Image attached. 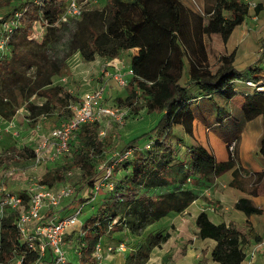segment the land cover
Wrapping results in <instances>:
<instances>
[{"label":"trees","instance_id":"obj_1","mask_svg":"<svg viewBox=\"0 0 264 264\" xmlns=\"http://www.w3.org/2000/svg\"><path fill=\"white\" fill-rule=\"evenodd\" d=\"M64 10L65 5H57L54 0H45L43 5L34 0H19L17 5L14 0H0V15L4 18L23 12L20 25L10 35V52L0 55V117L4 120H12L21 108L27 110L33 126L54 127L71 117L68 107L78 98L65 85L55 83V77L67 76L68 68L63 60L50 54V44L58 32V14ZM248 16V6L242 0H216L208 18L200 19L196 32L190 25V12L180 0H106L101 9L88 10L77 21L69 48L79 51L88 62L94 61L96 56L115 59L126 51L139 49L138 55L131 58L133 75L128 88L133 96H142L148 113L161 115L154 127L132 138L120 152L133 149L132 156L118 164H124L127 174L114 182L116 195L103 205L101 215L118 217L140 234L155 222L184 212L199 198L186 183L196 182L204 167L210 166L215 177L232 172L231 185H234L239 174L236 152L230 160L219 162L205 147L194 144L187 147L185 158H180L171 138L176 118L200 95L212 98L221 94L228 99L235 96L234 85L243 80L246 70L224 65L213 73L209 69L203 36L216 33L227 41ZM36 21L46 27L42 44L30 39ZM187 56L190 77L183 84ZM34 97L44 101L32 102ZM243 110L247 120L264 115V101L257 104L255 97H248ZM53 116L59 121H54L52 126ZM101 131L102 126L97 122L83 124L71 143V155L50 165L42 176V183L49 187L65 183L70 180L68 172L79 168L82 188L92 189L99 174L98 167L114 161L107 155L111 138L100 136ZM143 139H147L145 145L151 143L150 149L138 145ZM260 153L264 157V138ZM34 158L31 147L19 148L14 144L3 148L0 172L7 167L19 168ZM118 165L113 176L119 171ZM257 175L263 176V173ZM236 208L247 216L264 212L247 198H240ZM15 217V212L9 208L0 220V264H17L18 259H21L20 264H33L38 254L28 251L20 242ZM90 221L85 224L79 240L78 262L68 264H98L93 253L108 221L102 220L99 224ZM196 226L201 240L216 242L209 255L203 251L199 264L211 261L242 264L244 244L251 238L262 239L251 226L235 221L215 224L206 212L198 215ZM170 237L169 233L151 236L145 245L126 253V264H147L153 247L167 242Z\"/></svg>","mask_w":264,"mask_h":264},{"label":"rangeland","instance_id":"obj_2","mask_svg":"<svg viewBox=\"0 0 264 264\" xmlns=\"http://www.w3.org/2000/svg\"><path fill=\"white\" fill-rule=\"evenodd\" d=\"M19 0H14V5L18 4ZM190 12V25L198 32V23L201 20L205 21L210 15L216 0H180ZM106 0H90L85 9H101L105 5ZM260 7V8H259ZM255 10H251L247 20L240 25L234 34L225 41L220 34H210L203 36V42L208 56V62L214 67L224 65H232L237 69L245 67H258L264 69V3L259 4ZM259 8V9H258ZM85 11V13H86ZM0 13H2L0 11ZM78 19H69L68 21H60L57 25L58 32L54 38V42L50 44V54L64 61L68 68L67 78L69 79V87L77 95L83 96L85 93L92 91L103 85L106 77H103V69L109 68L111 71L119 68L122 73H125L127 62H129L128 54L123 59L119 57L117 60L96 56L94 61H86L79 51H73L69 48L71 34L75 30ZM46 33V29H45ZM45 36V34H44ZM186 62L189 57L187 56ZM110 63V65H108ZM72 78V80H70ZM61 78L55 77L56 83L60 82ZM185 77L182 82H184ZM105 87V105L109 107H119L124 113L125 118L122 123L106 120L102 127L105 131L104 136H110L111 144L108 151V157L116 153V156L122 151L125 144L132 138L139 136L149 131L159 121L160 115L150 114L144 107V101L139 94L133 96L131 90L126 87L119 86L114 80L107 79L104 83ZM42 98L34 97L32 102L40 103ZM20 115V114H19ZM27 115H29L27 113ZM52 126L54 121H59L56 116H53ZM7 121L0 119L1 128L7 127ZM44 127V134L54 127ZM14 127L19 129L17 136H13L8 131H3L0 135V151L3 148L11 145L17 147H32L37 146L38 140H35L32 129L36 126L31 125L28 117L20 115L14 122ZM193 139L188 137V145L193 144ZM147 139H143L138 144L144 148ZM174 143V142H173ZM237 146V145H236ZM187 148V147H186ZM180 158H185L186 151L178 150ZM45 160L33 172H29L31 176L40 178L47 166L51 164ZM33 161L20 166L21 169H31ZM119 171L113 176V181L118 182L127 172L124 170V164H120ZM206 171V170H205ZM239 174L234 180V185H231L233 175L227 172L219 177L207 176V172L200 174L196 182L188 181L186 186L193 189L199 196L185 212L173 213L161 219L158 222L148 226L140 234L135 233L130 226H124L123 222L114 226L111 230L105 227V231L101 235L100 242L103 247H116L120 242L125 243L128 251L137 249L145 245L151 236L165 235L169 233L171 237L165 243H161L153 247L150 258L147 264H195L203 257V251H210L216 245L215 241H204L198 236V228L196 226V215L199 212H210L208 207H215L217 211L222 212L224 207H229L225 210L224 216L230 215L236 218L235 209L236 199L241 197L240 194H247L248 197L262 194L264 192V175L258 176L251 170L238 166ZM28 175V174H27ZM229 175V176H228ZM102 176V173H100ZM27 179V178H26ZM24 179L19 185L15 181L9 180L8 188L14 192L23 193L27 191L29 180ZM69 184L76 188V194L68 200L69 204L78 203L77 208H83L82 220L79 225L72 228L65 238V249L69 262H78L80 255V238L84 234L85 224L91 223V219L99 224L102 220L105 221L113 218L112 216L101 215L103 205H106L111 197L116 195L115 190L109 191L106 188L100 189L95 195L91 189L81 186L80 174H75L68 181ZM12 191V190H11ZM77 195V197H76ZM92 195V197H91ZM78 198L81 201L75 202ZM68 204V205H69ZM67 207H65L66 209ZM212 215V214H211ZM98 216L101 217L98 220ZM222 218H215L216 223L222 221ZM240 222H243L239 217ZM255 220V218H254ZM244 223V222H243ZM247 225V224H245ZM249 226V225H248ZM247 243L244 244V247ZM126 253L112 250L105 256L104 264H126ZM211 264L213 261L210 262Z\"/></svg>","mask_w":264,"mask_h":264},{"label":"built area","instance_id":"obj_3","mask_svg":"<svg viewBox=\"0 0 264 264\" xmlns=\"http://www.w3.org/2000/svg\"><path fill=\"white\" fill-rule=\"evenodd\" d=\"M36 4L43 5L45 0H34ZM57 5H65L63 13H59L62 21L69 19L81 20L85 14V5L90 0H54ZM97 1V0H94ZM247 4L249 14L251 10L263 4L264 0H242ZM23 12L17 11L13 15L4 18L0 15V55L10 52L9 39L10 35L20 25V18ZM33 33L30 39L42 44L45 34V26L41 21H36L33 26ZM117 60V59H114ZM110 65V63H108ZM133 75L132 69L125 73L121 69L116 68L111 71L109 68L103 69V85L85 93L80 100L74 101L69 105L72 112L71 117L64 119L61 123L44 134V127L38 124L34 129L35 140H38L37 146H32L34 149L35 158L31 169H21L16 167H7L0 172V220L5 215L7 209L15 212V226L18 232L20 242L24 244L28 251L36 252L38 260L33 264H68L67 251L65 249V237L68 232L79 225L82 220L83 208H77L72 214L63 218L46 216L45 210L59 209L63 202L70 200L76 194V188L69 184V180L65 183L49 187L42 183V176L37 178L31 176L29 172H33L45 160L52 162L50 165L60 160L64 156L71 155V143L76 137V133L85 123L97 122L101 126L110 119L122 123L125 118V113L119 107H109L105 105V87L107 79L114 80L119 86L126 87L129 85V80ZM245 86L250 89L253 94H264V74L254 75L244 81ZM19 112V111H18ZM6 121V120H5ZM14 119L7 121V127L1 128L0 135L3 131L10 132L14 137L18 135L19 129L14 127ZM105 131L100 132V136H104ZM236 141H232L228 145L229 152L232 156L235 155ZM26 147V146H24ZM19 147V148H24ZM151 143L145 145L146 149H150ZM133 154V149H128L124 153H116L112 164L103 163L98 167L99 174L94 181V187L91 192L95 195L100 189L106 188L109 191L115 190L113 181V172L116 165L120 162L128 160ZM102 173V176H100ZM28 174V175H27ZM75 174L81 175V170L78 168L75 171L68 172V177L71 178ZM28 179V187L26 194H18L7 188L6 180H12L21 183L24 179ZM26 179V180H27ZM87 189H90L87 187ZM120 223L119 218L110 219L108 229L111 230L114 226ZM124 226H126L123 221ZM116 247H103L99 241L96 245L93 256L98 264H104L105 256L116 250L118 252H128L125 243L120 242ZM130 251V250H129ZM244 261L242 264H255L260 257H264V239L255 241L253 245L244 247ZM21 263V259L17 260V264Z\"/></svg>","mask_w":264,"mask_h":264},{"label":"crops","instance_id":"obj_4","mask_svg":"<svg viewBox=\"0 0 264 264\" xmlns=\"http://www.w3.org/2000/svg\"><path fill=\"white\" fill-rule=\"evenodd\" d=\"M237 28H235L232 34H234ZM138 53H139V49L135 48L130 51L124 52L120 56L121 59H123V57L126 54H128L129 62H127V66H126L128 70L131 69L132 56H136L138 55ZM208 65H209V69L213 73H217L222 67V66L214 67L209 62ZM255 69H258V71L254 72L253 70ZM237 70L239 71L246 70V71L244 73L243 80L237 82L234 85L235 96L232 97L231 99H228L226 96L221 94H216L212 98L205 97L204 95H200L198 98H196L193 101L190 108L186 112H184L183 114L179 115L176 118V124L174 125L173 128V136L171 138V141L174 142L173 144L175 145L177 150L181 149L186 151L187 150L186 147L189 146L188 145L189 143H187L189 137L193 139L192 145L194 144L202 145L210 153L215 155L217 161L222 162V161H228L232 158V155L228 149V145L233 140H237V146L235 151L238 156L237 166L242 165L244 168L251 170V172H254L255 174L263 173L264 175V157L260 153L261 140L264 138V115L259 114L258 116H255V118L251 120H247L245 117V112L243 110L248 97H255L257 104L264 101V95L253 94L250 91V89H248L244 84L245 80L250 79L254 75L264 74V69L258 67L255 68L245 67L243 69H237ZM189 73H190V63L189 60L188 62H186L185 59V72L183 75V78L185 77V79L184 82H182L183 78L181 80L183 84L189 80L190 77ZM67 77L68 76H64L59 81L64 82L61 84L65 85L68 89H70L71 93H73L78 98V100H80L82 96L75 94L73 92V89L69 87L70 83L68 82L69 79ZM70 80H72V78H70ZM42 100L44 101V99ZM42 102L38 104H41ZM27 113L28 112L26 109L21 108L13 118L14 121L17 120L20 115L24 117H28ZM0 119L5 121L2 117H0ZM48 167L49 165L47 166V168ZM202 172L203 173L207 172V176H213V172L210 166L204 167ZM229 174H232V172H230ZM8 181L9 180H6L5 182L6 185H8L9 183ZM15 183L16 185L20 184L17 182ZM9 190L13 191V189L11 188ZM18 194H23V193H18ZM240 195L241 197H238L235 203H237L240 198H247L251 200L255 206L259 208H263L264 210V192L262 194L259 193L258 195H255V197L254 196L248 197L247 194L244 193ZM77 199L78 198L75 199V202L77 201ZM68 204L69 202L67 200L63 202L62 206L57 210L55 209L45 210V214L46 216L55 217L57 219L68 216L73 212H75L78 203H73L72 205L70 204L68 205ZM65 207L67 208L65 209ZM228 208L229 207H224L223 211L219 213V211H217V209L214 206L208 207L207 210L210 212V214L208 212L207 214L210 220L215 224H219L222 222L229 223L230 221H235L240 225H244V226L249 225L254 229V231L258 236L264 239V212L263 214H253L251 216H247L241 210L235 209L234 214L236 215V218H232L230 215L224 216L225 210L226 211L229 210ZM187 210H185V212ZM200 213L201 212H199L196 215V217H198ZM214 217L217 219L223 217V219L219 223H216ZM238 217L242 219L244 223L240 222L239 219H237ZM209 241H213V240H209ZM254 242H255L254 239L251 238L250 242L246 244L245 249L253 245ZM195 264H199V261L197 260ZM255 264H264V257H260Z\"/></svg>","mask_w":264,"mask_h":264}]
</instances>
